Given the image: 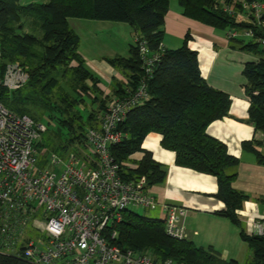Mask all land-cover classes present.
<instances>
[{
    "label": "trees",
    "instance_id": "1",
    "mask_svg": "<svg viewBox=\"0 0 264 264\" xmlns=\"http://www.w3.org/2000/svg\"><path fill=\"white\" fill-rule=\"evenodd\" d=\"M176 1L184 16L225 33L233 27L258 30L256 25L237 18L243 3L253 0ZM220 2L230 6L234 14L224 11ZM169 4L170 0H41L25 4L20 0H0L3 60L20 62L29 74L22 88H1L0 100L15 113L44 120L46 131L35 148L64 156L85 149L86 130L96 126L97 114L110 97L128 94L140 81L145 83L147 98L133 106L118 124L123 138L111 148L122 177H144L150 187L164 181L165 167L143 146L148 134H158L160 145L173 153L177 166L215 177L217 190L213 195L224 204L216 214L240 227L239 235L252 251L246 264H264V235L244 232L238 218V211L248 199L232 186L239 159L207 132L211 122L228 115L230 96L210 86L202 76L197 53L187 44L189 34L177 48L163 46L162 26ZM71 18L131 26L133 42L128 55L106 58L126 79L117 83L113 93L105 94L98 86L100 78L78 52L79 36L69 24ZM38 30L41 36L36 34ZM134 38L145 41L149 54L156 58L148 73ZM227 40L230 48L257 55L244 64L243 88L249 101L247 121L264 135V46L241 36ZM62 78L66 79L67 90L61 88ZM259 143L256 139L243 141L242 148L264 164V153L257 150ZM138 153L141 157L136 158ZM260 200L264 201V197ZM113 229L116 237L112 243L121 249L147 252L157 263L170 259L175 264H239L235 259L222 258L211 247L169 236L163 218L126 210ZM0 264L32 263L23 256L0 251Z\"/></svg>",
    "mask_w": 264,
    "mask_h": 264
},
{
    "label": "built area",
    "instance_id": "2",
    "mask_svg": "<svg viewBox=\"0 0 264 264\" xmlns=\"http://www.w3.org/2000/svg\"><path fill=\"white\" fill-rule=\"evenodd\" d=\"M224 11L232 8L220 2ZM264 2L243 3L239 21L256 25L230 28L226 37H244L264 46ZM137 43L145 71L156 59L145 41ZM29 74L18 61H4L0 51V89L22 88ZM148 96L145 83L112 96L86 130V146L64 156L48 153L47 166L36 167L35 144L46 125L18 114L0 100V251L23 256L32 264H175L154 262L144 251L112 243L113 229L130 207L159 208L166 234L186 238L183 207L159 202L144 177L123 178L111 154L123 134L117 129L126 113ZM252 234L264 235V219L252 222Z\"/></svg>",
    "mask_w": 264,
    "mask_h": 264
},
{
    "label": "crops",
    "instance_id": "3",
    "mask_svg": "<svg viewBox=\"0 0 264 264\" xmlns=\"http://www.w3.org/2000/svg\"><path fill=\"white\" fill-rule=\"evenodd\" d=\"M71 19L75 29L76 25H84V22L98 28H103L105 24L101 20ZM118 26V30H123L127 35L125 46L119 48L120 51L114 50L112 53L100 55L93 52L91 58L90 54L87 56L78 48L86 66L100 78L98 86L105 94L113 93L117 83L126 80L123 72L113 68L106 61V58L127 56L133 42L131 26ZM162 30V44L166 48L179 47L189 34L187 44L197 53L202 76L210 86L230 96L228 115L211 122L207 132L222 141L228 152L239 159L237 175L232 186L248 195V199L238 211V218L242 230L252 234V222L264 219V201L260 200L264 197V164L258 163L252 152L244 150L242 142L256 139L260 141L257 150L264 153V135L256 132L253 125L247 121L249 101L243 88L245 78L242 70L248 57L244 51L229 47L225 31L184 16L176 2L171 4L170 1ZM74 31L79 32L77 29ZM143 146L151 151L154 159L161 163L166 171L164 181L151 187L154 197L159 202L177 205L186 210L180 221L186 229V238L197 246L213 248L222 258L229 255L227 248L239 236L240 227L228 218L216 214L224 204L213 195L217 190L215 177L177 166L173 153L162 148L160 137L156 133L148 134ZM135 156L139 158L141 154ZM160 212L163 214L161 210Z\"/></svg>",
    "mask_w": 264,
    "mask_h": 264
},
{
    "label": "rangeland",
    "instance_id": "4",
    "mask_svg": "<svg viewBox=\"0 0 264 264\" xmlns=\"http://www.w3.org/2000/svg\"><path fill=\"white\" fill-rule=\"evenodd\" d=\"M34 1L39 2L41 0H20V2L23 4L28 3V2H34ZM170 1H171V4L175 2L177 3L176 0H170ZM237 18L241 19V16H238ZM77 19H80V18H77ZM69 21H71L69 22L70 26L74 30L77 29L79 31L78 32L79 34L75 31L78 36L80 35V39H81V41L78 44L79 50L83 52V54H87V56L90 54L91 58L93 57L92 55L93 52H97L99 55L108 54V53L114 52V50H119V48L122 49L125 46L127 35H126V32H124L123 30H118V28H120V26L118 25H123L121 28H127L128 24L126 23L114 22V21H104L105 22L104 27L98 28L96 25H91V24L88 25L84 22V25L82 24H80V26L76 25V29H75L74 28L75 24L72 21V19ZM36 34L38 36H41L42 32L38 30ZM244 52L248 57L247 59L248 61L252 60L253 58H257V55L254 54L253 52H248V51H244ZM65 80L66 79L62 78L60 80V84H61V88L67 90ZM40 120L42 121V119ZM44 149L46 151H44ZM48 153H49V150H47L46 148L36 149V156H37L36 167L44 168L47 166ZM128 210L132 212H136L141 215L152 217V218H162L163 217V214L160 212L159 208L145 209L139 206H135V207H130ZM233 242L234 243H231L229 247L227 248L228 251L230 252L228 253L229 255H226L223 258L225 259L233 258V259H236L239 262V264H246L252 258V251L248 247L247 243L240 237V235Z\"/></svg>",
    "mask_w": 264,
    "mask_h": 264
}]
</instances>
